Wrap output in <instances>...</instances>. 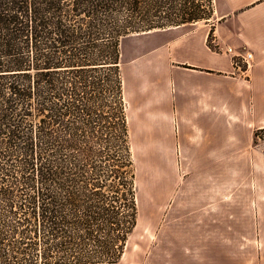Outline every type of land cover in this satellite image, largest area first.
<instances>
[{"label":"trees","instance_id":"obj_1","mask_svg":"<svg viewBox=\"0 0 264 264\" xmlns=\"http://www.w3.org/2000/svg\"><path fill=\"white\" fill-rule=\"evenodd\" d=\"M203 5L0 0V264L119 260L136 222L122 41Z\"/></svg>","mask_w":264,"mask_h":264},{"label":"rangeland","instance_id":"obj_2","mask_svg":"<svg viewBox=\"0 0 264 264\" xmlns=\"http://www.w3.org/2000/svg\"><path fill=\"white\" fill-rule=\"evenodd\" d=\"M203 8L210 16L193 22L198 24L131 33L122 41L136 222L112 264H264V127L250 126L249 142L238 141V148L227 143L220 157H184L176 128L153 119L163 70L152 48L162 45L159 54H168L165 44L194 27L206 29L205 45L212 52L228 47L216 41L213 24L231 10L229 0H204Z\"/></svg>","mask_w":264,"mask_h":264},{"label":"crops","instance_id":"obj_3","mask_svg":"<svg viewBox=\"0 0 264 264\" xmlns=\"http://www.w3.org/2000/svg\"><path fill=\"white\" fill-rule=\"evenodd\" d=\"M229 2L231 10L213 24L214 35L221 46L252 53L245 73L225 52L208 49L206 29L174 36L164 46L168 54H159L162 45L150 50L159 51L152 59L163 70L153 119L176 128L184 157H220L227 143L238 148V141L249 142L250 126L264 127V0Z\"/></svg>","mask_w":264,"mask_h":264},{"label":"built area","instance_id":"obj_4","mask_svg":"<svg viewBox=\"0 0 264 264\" xmlns=\"http://www.w3.org/2000/svg\"><path fill=\"white\" fill-rule=\"evenodd\" d=\"M223 52L229 54L233 67L240 73H245L252 61V53L248 50L234 51L231 47H226Z\"/></svg>","mask_w":264,"mask_h":264},{"label":"water","instance_id":"obj_5","mask_svg":"<svg viewBox=\"0 0 264 264\" xmlns=\"http://www.w3.org/2000/svg\"><path fill=\"white\" fill-rule=\"evenodd\" d=\"M148 32H150V31H148ZM141 33H143V32H141ZM135 34H137V33H135Z\"/></svg>","mask_w":264,"mask_h":264}]
</instances>
